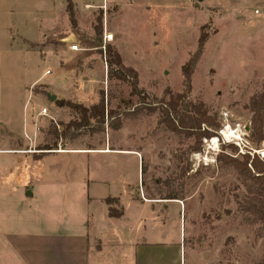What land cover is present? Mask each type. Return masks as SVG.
<instances>
[{
    "label": "rangeland",
    "instance_id": "rangeland-1",
    "mask_svg": "<svg viewBox=\"0 0 264 264\" xmlns=\"http://www.w3.org/2000/svg\"><path fill=\"white\" fill-rule=\"evenodd\" d=\"M64 8L56 0H0V138L1 126L12 120L21 130L27 114L31 133H23L19 145L27 153L99 148L107 140L137 152L142 159L139 183L132 159H117L124 166L122 182L131 183L132 193L183 200L181 224L169 205L164 226L153 229L155 244L178 247L174 259L167 253V264H264V232L238 210L247 193L244 183L216 160L223 144L236 147L223 152L235 158H264V142L257 147L250 141L251 104L264 101V0H92L83 16L72 6L73 24ZM201 36L204 44L186 83L182 69L196 55ZM76 44L80 51L71 52ZM107 46L137 73L135 89L108 79ZM168 92L184 95L180 112L185 103L200 104L219 124L217 136L204 139L200 152L191 150L193 137L162 124ZM48 94L55 95L54 102ZM101 98L113 113L104 126L90 120L89 126L77 128V112L55 104L63 100L89 109ZM43 108L47 117L40 115ZM227 128L235 136L221 137ZM48 159L73 164L84 175L77 156ZM102 159L92 157L94 168ZM17 165L31 185L43 164ZM7 182L0 181L1 227L9 215L34 211L33 206L3 209L10 205ZM107 186L116 193L112 183ZM109 250L105 253L113 254L115 264L134 263L124 248ZM153 252L156 258L161 255ZM161 256L166 259V253ZM106 258L101 264H111ZM2 260L21 264L10 252Z\"/></svg>",
    "mask_w": 264,
    "mask_h": 264
},
{
    "label": "crops",
    "instance_id": "crops-1",
    "mask_svg": "<svg viewBox=\"0 0 264 264\" xmlns=\"http://www.w3.org/2000/svg\"><path fill=\"white\" fill-rule=\"evenodd\" d=\"M56 2L62 4V7L64 5L66 11L67 0ZM70 2L73 11L83 16L91 7L92 0ZM25 42L36 43L24 38L23 43ZM36 82L38 81L34 83ZM7 123L8 126H1L4 137L0 138V181L8 180L6 200L8 199L10 205L3 209L14 210L19 207L23 210L24 206H33L34 211L23 212L24 215L18 214L14 217L9 215L3 227L0 225V264H4L2 258L5 252H10L21 264H90V259L93 264H101L103 257H107L105 262L115 264V260L111 261L113 250L109 249L112 248L127 250L128 254L134 257V263L131 264H155V261L164 264L169 262L168 252V256L175 258L178 247L155 244L152 240L153 229L156 224L164 226L169 205H173V213L178 214L181 224L183 200L148 198L144 196V191H141L143 195L139 197L132 193L131 183L127 180L122 182L124 166L117 159H132L139 183L142 160L139 153L120 150L112 146L110 140L103 141L99 148H68L58 151L39 149L27 153L19 148L23 142L22 134L26 135L28 131L31 133V128L27 125V114L21 130L20 124L17 125L12 120ZM57 155L77 156L80 164L77 166L84 169V175L73 164L65 165L58 159L49 161V156ZM20 156L25 159L21 160ZM84 156H87L86 160ZM93 156L103 158L98 168L92 165ZM22 161L25 162L26 169L33 161L43 164L33 176L34 188L31 186L33 183L28 184L25 179L27 177L17 170V167H20L17 163ZM91 172L96 175L91 177ZM63 175L67 179H64ZM75 175L79 176L77 180ZM45 177L52 180H43ZM110 182L114 185L116 193L109 190L107 185H111ZM54 199L56 204L52 203ZM108 199L109 204L106 202ZM110 207L121 211V217H109ZM166 236L167 232L163 231L162 239ZM155 249L161 255L166 253V259L161 255L156 258L153 252ZM106 250L111 253H105Z\"/></svg>",
    "mask_w": 264,
    "mask_h": 264
},
{
    "label": "trees",
    "instance_id": "trees-1",
    "mask_svg": "<svg viewBox=\"0 0 264 264\" xmlns=\"http://www.w3.org/2000/svg\"><path fill=\"white\" fill-rule=\"evenodd\" d=\"M66 12L71 24H73L74 15L70 0H67ZM203 44L204 38L201 36L198 41L196 55L188 62L187 66H183L182 73L186 83L189 82L190 70L195 64V60L199 56ZM106 54L108 79L119 81L122 84H130L133 89H135L137 73L133 69L125 67L122 64L119 54L111 47H106ZM187 68L189 70H186ZM167 94L169 100L164 104L161 110L162 124L166 126L170 132L182 133L187 137H193L194 144L191 150L194 152H200L202 141L204 139L217 136L219 124L216 122L215 118L208 116L206 110L200 104L190 105L185 103L183 104L184 109L180 112L179 102L183 101L182 97L184 98V95H172L169 92ZM55 104L58 107H67L77 112L80 121V123H74V126L77 128L89 126L90 120L96 125L104 126L106 118L108 119L113 116L111 111L106 110L103 98H101L97 105H94L89 109L63 100L57 101ZM250 110L252 112L250 141L255 146L259 147V144L264 142V101L261 99L253 101ZM113 128L116 129L115 127ZM221 148V153L217 155L216 160L220 162L222 166L233 169L241 178L246 188L247 193L239 202L238 210L246 216V220L254 224H259L261 230L264 232V158H259L257 155L250 157L248 154L239 155L235 158L223 152L225 150L236 151V147L231 144H223ZM163 199L181 200L176 195H169ZM106 202L109 204L110 200L108 199ZM121 215V211L111 207L108 208L109 217L119 218Z\"/></svg>",
    "mask_w": 264,
    "mask_h": 264
},
{
    "label": "built area",
    "instance_id": "built-area-1",
    "mask_svg": "<svg viewBox=\"0 0 264 264\" xmlns=\"http://www.w3.org/2000/svg\"><path fill=\"white\" fill-rule=\"evenodd\" d=\"M69 49H70L71 52H79L80 51V48H79V46L77 44L73 45V46H70ZM40 114L43 115V116H47V110L45 108H43L41 110ZM220 136L223 137V132H220ZM232 136H235V135H232ZM231 139H235V138L233 137ZM215 140H216V143H217L218 139H215Z\"/></svg>",
    "mask_w": 264,
    "mask_h": 264
},
{
    "label": "bare ground",
    "instance_id": "bare-ground-1",
    "mask_svg": "<svg viewBox=\"0 0 264 264\" xmlns=\"http://www.w3.org/2000/svg\"><path fill=\"white\" fill-rule=\"evenodd\" d=\"M232 135H234V133L231 131V129H229V128H227L225 131H223V136L225 137L226 136V138L227 137H230V136H232ZM213 140H215V139H213Z\"/></svg>",
    "mask_w": 264,
    "mask_h": 264
},
{
    "label": "water",
    "instance_id": "water-1",
    "mask_svg": "<svg viewBox=\"0 0 264 264\" xmlns=\"http://www.w3.org/2000/svg\"><path fill=\"white\" fill-rule=\"evenodd\" d=\"M47 97H48V99H49L50 102H54L55 99H56L55 95L48 94Z\"/></svg>",
    "mask_w": 264,
    "mask_h": 264
}]
</instances>
